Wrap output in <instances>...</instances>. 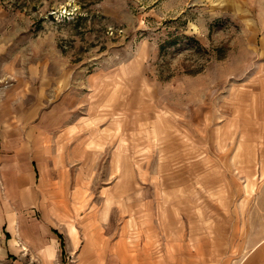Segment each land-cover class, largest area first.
Instances as JSON below:
<instances>
[{"label": "rangeland", "instance_id": "obj_1", "mask_svg": "<svg viewBox=\"0 0 264 264\" xmlns=\"http://www.w3.org/2000/svg\"><path fill=\"white\" fill-rule=\"evenodd\" d=\"M0 123L9 264H264V0H0Z\"/></svg>", "mask_w": 264, "mask_h": 264}, {"label": "crops", "instance_id": "obj_2", "mask_svg": "<svg viewBox=\"0 0 264 264\" xmlns=\"http://www.w3.org/2000/svg\"><path fill=\"white\" fill-rule=\"evenodd\" d=\"M9 127H3L2 124L0 123V176L3 177L5 180V184L7 187H9L8 180L12 179L15 183L19 182L22 176V165H19V160L16 156L14 157H9L8 154H6L8 151H10V143H9V137L7 133H5V130H7ZM5 148L7 152L5 151ZM3 153V154H2ZM26 158V157H25ZM25 171L28 170V162L25 163ZM21 223H9L5 222L4 219L2 218V207L0 205V264L5 263L9 264L8 262V257L10 256H18V250L17 245H15V242L17 241L16 238H9L7 239L6 243V238L5 235H3V227L4 230L13 236L12 232L17 231L20 232V227ZM4 236V237H3ZM18 236L21 237L20 241L21 242H26L27 241L24 239V236L19 234ZM43 240L38 239L37 243H42ZM53 241H47L46 243V249L44 250L45 254H48L51 256L52 254V248H55V245L52 244ZM48 247V248H47ZM51 249V250H50ZM32 252V251H30ZM20 254V253H19ZM257 255V254H256Z\"/></svg>", "mask_w": 264, "mask_h": 264}]
</instances>
